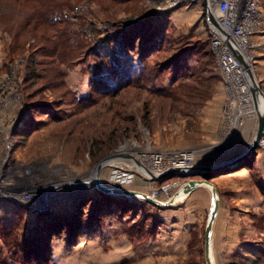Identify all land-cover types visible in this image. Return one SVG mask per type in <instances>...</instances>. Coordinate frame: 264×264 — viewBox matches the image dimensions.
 <instances>
[{
    "label": "rangeland",
    "instance_id": "obj_1",
    "mask_svg": "<svg viewBox=\"0 0 264 264\" xmlns=\"http://www.w3.org/2000/svg\"><path fill=\"white\" fill-rule=\"evenodd\" d=\"M158 2L68 0L62 25L55 26L34 14L37 0H0V136L1 125L11 126L4 156L20 160L0 165L7 170V192L33 191L38 201L33 212L0 205V264H208V187L161 206L99 190L96 164L120 154L109 158L116 163L101 170L100 181L168 201L190 179L204 178L170 172L171 153L193 152L194 166L245 150L257 134L264 96V26L253 49L258 106L253 101V111L234 110L209 50L202 4L159 11ZM260 6L264 25V0ZM57 43L64 57L53 53ZM115 61L122 79L132 69L143 79L105 93L101 81L113 88L125 81L117 82ZM261 141L264 135L253 152L218 167L221 175L211 179L219 197L214 264H264ZM156 152L168 154L158 176ZM77 213L84 218L79 230L50 236L51 222ZM29 241L42 242L46 262L23 251Z\"/></svg>",
    "mask_w": 264,
    "mask_h": 264
},
{
    "label": "built area",
    "instance_id": "obj_2",
    "mask_svg": "<svg viewBox=\"0 0 264 264\" xmlns=\"http://www.w3.org/2000/svg\"><path fill=\"white\" fill-rule=\"evenodd\" d=\"M158 1L157 9L159 11H166L182 4L187 5L197 2L202 4L204 17L209 28L211 49L216 56L230 95V105L234 110L246 109L249 112L253 111L250 109L251 104L254 106L253 82L249 70H252L254 66L255 53L253 49L260 44L254 36L261 34L264 26L261 18L260 0ZM11 144V142H8L6 146L11 148ZM166 156L168 154L164 152H156L153 156V166L157 168L155 169L157 176L164 172L159 169ZM170 156L175 157L170 169L179 170V172H187L191 169L182 170L176 167L183 160H187L188 165L192 167L193 152H174ZM8 188H11L10 183H8V176L0 171V194L7 195L15 200L20 198L33 208L38 207V201L33 197V191L7 192ZM156 195L155 193L152 196L159 199Z\"/></svg>",
    "mask_w": 264,
    "mask_h": 264
},
{
    "label": "water",
    "instance_id": "obj_3",
    "mask_svg": "<svg viewBox=\"0 0 264 264\" xmlns=\"http://www.w3.org/2000/svg\"><path fill=\"white\" fill-rule=\"evenodd\" d=\"M249 73H250V77L253 82L252 91H253V96H254V104L257 107L258 106V96H259V93H261V90L259 88V84L254 76L253 71L249 70ZM259 114H260L259 128H258L257 134L254 137L253 141L250 143V145L245 150L241 151L240 153L234 156L227 157L226 159L215 162V163L194 165L191 167L189 171L186 172L189 175H201V176H204V178L203 179H190L188 182V186L182 189L185 193L188 194L191 191L195 190L197 187L206 186L211 190L212 196H213L212 208L210 211V215H209V219H208V223L206 227V232H205V253H206L208 264H214L211 259V252H212L211 244H212L213 225H214L215 219L219 212V197H218L217 186L211 181V178H209L207 174L217 169L220 166L230 164L232 162H235L249 155L251 152H253L256 149V146L260 143V140L263 138V135H264V114H261V113ZM118 155L120 154H117V153L111 154L107 157H104L101 161H99L96 164L95 180H93V182L96 184L99 190L107 194L119 195V196H124V197H131V196L144 197L145 199H148L152 201L153 203H156L161 206H168V205L175 203L174 202L175 195L171 197L168 201H163L140 190L129 189V188H124V187H112L100 181L99 178H100L102 163H104L105 160L111 157H117ZM148 171L152 174L151 170H148ZM170 172L173 173L177 171L175 169H171ZM154 177L156 176L154 175ZM27 205L32 207L30 204H27Z\"/></svg>",
    "mask_w": 264,
    "mask_h": 264
},
{
    "label": "trees",
    "instance_id": "obj_4",
    "mask_svg": "<svg viewBox=\"0 0 264 264\" xmlns=\"http://www.w3.org/2000/svg\"><path fill=\"white\" fill-rule=\"evenodd\" d=\"M31 2L36 1V0H29ZM39 1V6L37 7V9L35 10L34 14L38 16L39 21L48 25H55V26H60L62 25V21L59 19L62 10L67 7L68 4V0H37ZM59 43H57V46H55V44H52L53 47V53L57 54V56L59 57H64L66 55L65 52L60 51L59 50ZM209 50L210 52L215 56L214 52L211 49V45H209ZM59 52V53H58ZM216 58V56H215ZM56 60V59H55ZM217 60V59H216ZM58 61V60H57ZM55 63H57L56 61H54ZM121 64H117L116 65V61H115V66L119 67L120 69H118L119 71L117 72V82L119 81H124L120 86H116L115 88L113 84L109 83L106 84L105 82L103 83V81L100 82L101 86H103L105 88V93H114L116 94L117 92H119L124 86H128L130 84V81H134V80H142L143 76L135 74L136 70L133 71L132 69V73L131 75L126 74V78H123L122 71H124L121 67ZM36 66V65H35ZM57 66H55L56 68ZM106 84V86L104 85ZM115 89V90H113ZM28 135H31V133H29ZM26 135V136H28ZM220 170H213L210 173L207 174V176L209 178H214L217 176H220ZM228 173V171H226V174ZM106 195V194H105ZM107 197L110 198V195H106ZM101 206L103 207L104 204L103 202L99 199ZM105 202V200H104ZM82 205V203H81ZM86 205H84L83 207H85ZM80 208L79 211H82V208ZM61 218V217H60ZM84 222V218H81L79 216V214L77 213L73 219L71 220H66V219H59L54 222V223H50L48 225V232L50 233V236L52 237L54 234L56 233H61L63 232L67 227H71L74 230H79L82 223ZM26 244V242H25ZM30 245V246H29ZM29 245L27 246V248H24V252L26 251V253H29L32 256V260L37 261L40 259H44L46 262V258L43 257L42 255V242L40 243H35L33 241H29Z\"/></svg>",
    "mask_w": 264,
    "mask_h": 264
},
{
    "label": "crops",
    "instance_id": "obj_5",
    "mask_svg": "<svg viewBox=\"0 0 264 264\" xmlns=\"http://www.w3.org/2000/svg\"><path fill=\"white\" fill-rule=\"evenodd\" d=\"M254 37L258 38L259 34H256ZM255 63H257V61ZM4 125H6V124L1 125L2 130H1V136H0L1 137L0 138V163H19L20 160L19 161L15 160V159L7 160V158H8L7 155L4 156V151H6L5 148H6L7 143L8 142L12 143V140H13L12 139L13 138V136H12L13 131H12L11 126H4ZM0 171H2L3 173L7 171L4 168V164L0 165ZM27 204H26V202H24L20 198L15 200V199L7 196V195L0 194V205H6L5 208L9 212H12V213L16 212L18 210V207L21 208V210L33 212V207H30ZM213 232H214V230H213ZM212 245H213V234H212Z\"/></svg>",
    "mask_w": 264,
    "mask_h": 264
},
{
    "label": "bare ground",
    "instance_id": "obj_6",
    "mask_svg": "<svg viewBox=\"0 0 264 264\" xmlns=\"http://www.w3.org/2000/svg\"><path fill=\"white\" fill-rule=\"evenodd\" d=\"M252 71H254V66H253V68H252ZM259 98H260V100H259V107H260V113L261 114H264V96L263 95H260L259 96ZM246 110V109H245ZM255 110V109H254ZM247 111V110H246ZM246 114V113H245ZM246 117V116H245ZM262 143H264V141H261ZM112 163H116L115 162V160H111V159H108L107 161H104V163H102V166H101V170L105 167V166H107V165H110V164H112ZM111 166V165H110ZM176 168H180V169H182V168H187L188 169V161L187 160H183V162H180V165L178 166V167H176ZM96 173V172H95ZM120 173V172H119ZM112 175V174H111ZM91 177V176H90ZM128 179V178H127ZM93 180H95V177L93 178ZM113 180L114 181H117L118 180V178L116 177V175H115V177H113ZM119 182H120V180H119ZM125 184V183H124ZM18 190V189H17ZM20 190V189H19ZM24 191V190H23ZM22 191V192H23ZM186 194L187 193H185L183 190H181L180 192H178L177 194H176V198L174 197V201L175 200H177L178 198H185V196H186ZM14 206V205H13ZM73 207V206H72ZM211 248H212V252H211V259H212V261H213V263H214V254H213V245L211 244Z\"/></svg>",
    "mask_w": 264,
    "mask_h": 264
}]
</instances>
